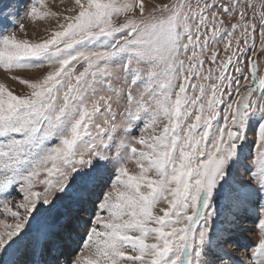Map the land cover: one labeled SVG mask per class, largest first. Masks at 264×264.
Listing matches in <instances>:
<instances>
[{
  "label": "snow or ice",
  "instance_id": "1",
  "mask_svg": "<svg viewBox=\"0 0 264 264\" xmlns=\"http://www.w3.org/2000/svg\"><path fill=\"white\" fill-rule=\"evenodd\" d=\"M22 3L48 26L0 8V264H264V0Z\"/></svg>",
  "mask_w": 264,
  "mask_h": 264
},
{
  "label": "rangeland",
  "instance_id": "2",
  "mask_svg": "<svg viewBox=\"0 0 264 264\" xmlns=\"http://www.w3.org/2000/svg\"><path fill=\"white\" fill-rule=\"evenodd\" d=\"M31 2H35V0H31ZM157 2H162V0H157ZM163 2H166V0H163ZM49 6H53V0H48ZM11 4V8L9 11H12L16 13L17 19L19 21V17H22L24 15V9H23V3L22 0H0V8H4L6 5ZM19 4V11L17 12V6ZM55 10V9H54ZM25 25V28L27 30V38L30 39H38L46 35L45 28L48 26L44 22H31L27 19H24L22 21ZM11 28L12 25H9ZM19 35L23 36V33H19ZM17 75H22L25 77H33L40 74V70H29L24 72L16 73ZM0 81H3L7 83L11 88H13L17 93L23 91V86L20 85L18 82H15L9 78V75L4 73L3 70H0ZM250 140L252 138V134L249 133ZM132 167V165H130ZM18 198V197H17ZM69 213H71V209L68 210ZM4 218L3 216H0V219ZM230 219L228 212L226 209L222 210V214L219 218V220L214 223L213 228H216L217 226L220 227H228L227 219ZM87 219V217H85ZM54 230H56L54 228ZM75 236L74 239L77 241V243L73 244V251L71 253V256H75V254L80 250L82 245L79 243L81 238L84 235V229H73ZM256 229L254 226V223L250 219H245L242 221L240 225V229L236 232V235L233 237L232 240L228 242L226 247H228L229 251L233 252L234 255L239 256L240 255V246L241 245H251L254 244L256 241Z\"/></svg>",
  "mask_w": 264,
  "mask_h": 264
},
{
  "label": "water",
  "instance_id": "3",
  "mask_svg": "<svg viewBox=\"0 0 264 264\" xmlns=\"http://www.w3.org/2000/svg\"><path fill=\"white\" fill-rule=\"evenodd\" d=\"M61 214H63V213H61Z\"/></svg>",
  "mask_w": 264,
  "mask_h": 264
}]
</instances>
